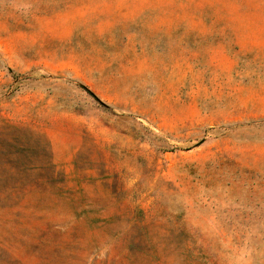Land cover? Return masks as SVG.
I'll return each mask as SVG.
<instances>
[{"label":"rangeland","instance_id":"rangeland-1","mask_svg":"<svg viewBox=\"0 0 264 264\" xmlns=\"http://www.w3.org/2000/svg\"><path fill=\"white\" fill-rule=\"evenodd\" d=\"M0 264H264V0H0Z\"/></svg>","mask_w":264,"mask_h":264},{"label":"trees","instance_id":"trees-1","mask_svg":"<svg viewBox=\"0 0 264 264\" xmlns=\"http://www.w3.org/2000/svg\"><path fill=\"white\" fill-rule=\"evenodd\" d=\"M83 87L93 96V97H95L96 99H98V97L95 95V93L94 92H92L88 87H86V86H84L83 85Z\"/></svg>","mask_w":264,"mask_h":264}]
</instances>
